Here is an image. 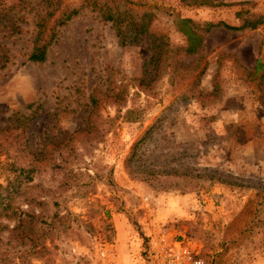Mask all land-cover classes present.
<instances>
[{"label": "rangeland", "instance_id": "obj_1", "mask_svg": "<svg viewBox=\"0 0 264 264\" xmlns=\"http://www.w3.org/2000/svg\"><path fill=\"white\" fill-rule=\"evenodd\" d=\"M23 1L10 9L21 32L0 38V131L16 146L0 147V184L12 163L34 168L16 202L30 203L47 233L28 263L149 264L182 241L201 264H264V72L248 75L264 64V0H53L79 11L54 26L43 63L26 61L38 0ZM106 14L141 22L146 35L121 46ZM179 19L203 36L189 56L174 52L186 43ZM245 20L261 24L202 32ZM147 35L163 38L154 64ZM153 122L136 163L156 179L144 181L125 161Z\"/></svg>", "mask_w": 264, "mask_h": 264}, {"label": "trees", "instance_id": "obj_2", "mask_svg": "<svg viewBox=\"0 0 264 264\" xmlns=\"http://www.w3.org/2000/svg\"><path fill=\"white\" fill-rule=\"evenodd\" d=\"M5 0H0V3ZM1 5V4H0ZM23 0H16L15 4L10 7L0 6V38L19 34L21 29L15 22L22 21L23 16L18 15L13 19L14 14H10L12 8H25ZM191 5L194 6H209L217 7L224 5L223 0H192ZM35 6L38 8L33 22V37L31 39L30 50L27 54L26 61L29 63H43L46 59L47 49L50 42L54 38V26L64 24L71 17L77 15L78 9L71 8L66 10V5L62 8L58 4H53V0H38ZM58 11L57 17L53 20V24L48 27L50 18H54V14ZM43 12V13H42ZM15 15V16H16ZM104 21L110 22L113 27L114 34L121 46L134 45L140 42L141 36H145L146 32L141 22H129L125 17L120 15L106 14L101 16ZM9 22V24H7ZM181 24V33L186 38V43L183 47L174 50L177 54L185 56L196 53L197 49L201 46L203 36L197 33V28L194 23L189 19H179ZM261 24L260 20H245L240 26H229L223 23L206 24L202 32L206 33L210 28L222 27L229 31H244L246 29L253 30ZM121 25L123 27H121ZM127 28L128 35L124 33ZM3 29H5L3 31ZM3 31V32H2ZM150 38V46L153 49L152 54L148 59L149 64H154L160 58L161 45L163 44L162 36L155 37L154 35H147ZM177 56V55H176ZM7 50L0 44V69H3L8 62ZM263 70L264 64L256 59L254 62L253 71L248 74L251 78L257 76L258 71ZM145 72V70H144ZM144 75V74H143ZM258 80L264 83V73L259 74ZM264 109V106H262ZM155 125L154 122L145 129L143 134L131 145L128 156L125 161L127 171L133 176L139 177L141 180L156 179V173H152L149 167L144 162L137 164L141 157L139 153L140 144H142L147 136L153 132ZM12 131H0V147L6 151L9 148L16 147L13 143H8L6 147L5 138L10 136ZM6 134V135H4ZM17 145V144H16ZM16 149V148H15ZM32 161L36 160L33 153H29ZM13 161L20 160L18 153L14 150ZM13 176L7 180L4 185L0 184V264H29L28 254L35 253L39 249H44L42 242L46 238L47 227H43V222L39 215H34L31 210V204L28 203L29 211L20 210L16 198L20 195V190L25 183L30 182L31 175L34 168L30 163H26L21 167L10 165ZM153 177V178H152ZM223 183L222 180H216ZM27 209V210H28ZM27 247V248H25Z\"/></svg>", "mask_w": 264, "mask_h": 264}, {"label": "built area", "instance_id": "obj_3", "mask_svg": "<svg viewBox=\"0 0 264 264\" xmlns=\"http://www.w3.org/2000/svg\"><path fill=\"white\" fill-rule=\"evenodd\" d=\"M150 257L153 260L149 264H201L200 260L195 258V253L182 241L160 248Z\"/></svg>", "mask_w": 264, "mask_h": 264}]
</instances>
